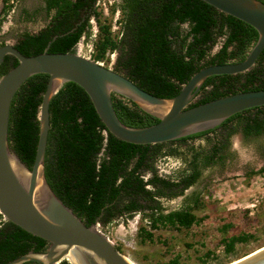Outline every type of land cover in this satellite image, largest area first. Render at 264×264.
Instances as JSON below:
<instances>
[{
  "label": "trees",
  "instance_id": "16d2710c",
  "mask_svg": "<svg viewBox=\"0 0 264 264\" xmlns=\"http://www.w3.org/2000/svg\"><path fill=\"white\" fill-rule=\"evenodd\" d=\"M44 1L50 18L37 32L20 35L15 46L22 54L40 53L48 43V52L75 53L81 37L91 34L89 20L94 17L97 34L90 59L104 61L107 67L108 55L115 51L112 69L160 97L177 94L203 66L242 60L257 38L250 25L202 0H118L110 8L109 17L95 7L97 0ZM219 39L221 45L211 53ZM12 58L7 55L0 64V76L12 67ZM13 59L14 66L17 60ZM47 79L46 74L28 77L10 104L8 143L29 168L38 137V107ZM252 89H264V49L248 70L208 77L189 106ZM111 100L116 115L127 125L146 126L158 121L122 96L113 93ZM237 131L244 139L255 140V149L264 157V106L242 110L213 128L175 140L125 142L106 130L84 90L74 82H65L49 101L44 174L54 193L86 225L97 220L106 227L141 213L152 229L159 225L187 229L199 220L192 211L198 204L197 192L186 198L189 204L168 212L161 207L160 199L183 194L207 170L224 166L231 137ZM196 138H203V143L194 144ZM166 156L178 158L182 168L163 177L155 165ZM260 172H264V165L248 175ZM139 231L144 239H152L145 226ZM246 239L244 234L224 238L225 251ZM47 245L44 239L4 220L0 214V264L28 251H43ZM161 264L179 262L174 258Z\"/></svg>",
  "mask_w": 264,
  "mask_h": 264
},
{
  "label": "water",
  "instance_id": "95a60500",
  "mask_svg": "<svg viewBox=\"0 0 264 264\" xmlns=\"http://www.w3.org/2000/svg\"><path fill=\"white\" fill-rule=\"evenodd\" d=\"M224 14L255 29L257 38L244 58L236 62L209 64L199 68L172 97L154 95L126 76L74 52L22 54L12 44L0 46L17 63L0 76V214L26 232L47 242L43 251H28L2 264H132L98 228L86 225L52 190L44 174V155L49 129V101L65 82H74L87 94L100 121L116 138L133 144H155L175 140L219 125L242 110L264 106V89L229 93L189 106L204 81L213 75L248 70L264 49V2L261 0H202ZM55 37V36H54ZM34 74L48 76L38 107V137L31 167L10 148L8 122L10 104L18 88ZM117 94L148 113L157 122L146 126L123 123L112 105ZM232 264H264V246Z\"/></svg>",
  "mask_w": 264,
  "mask_h": 264
},
{
  "label": "rangeland",
  "instance_id": "374dc122",
  "mask_svg": "<svg viewBox=\"0 0 264 264\" xmlns=\"http://www.w3.org/2000/svg\"><path fill=\"white\" fill-rule=\"evenodd\" d=\"M117 2L97 0L95 7L103 16L109 17L110 8ZM7 5L11 7L4 8ZM40 9L39 0H0V36L13 41L21 30L39 29L45 22L41 19ZM28 11L37 13L35 22H28L21 16ZM94 20L91 17L89 24H94ZM221 42L219 39L211 53ZM91 43L89 37H81L75 52L90 58ZM116 55L115 51L109 53L107 67H112ZM100 62L104 65V61ZM192 142L203 143V138ZM256 143L253 139H244L237 131L231 137L224 166L207 170L205 176L183 194L160 199L161 207L168 212L189 204L186 198L197 192L198 204L192 211L199 220L189 228L177 230L169 225H159L152 229L141 213L98 228L132 264H161L174 258L179 264H227L253 252L264 245V172L248 175L259 170L264 163L263 155L255 149ZM181 168L180 160L170 156L158 159L155 165L157 173L163 177L171 176ZM140 226L152 233L151 240L144 239ZM237 234L247 235V239L236 242L231 251H225L224 238Z\"/></svg>",
  "mask_w": 264,
  "mask_h": 264
},
{
  "label": "flooded vegetation",
  "instance_id": "af4514ba",
  "mask_svg": "<svg viewBox=\"0 0 264 264\" xmlns=\"http://www.w3.org/2000/svg\"><path fill=\"white\" fill-rule=\"evenodd\" d=\"M39 2H40V7H41V9L39 10V12H40V14H42L41 16L43 17V18H41V19H43V21H45L44 22V24H43V26L45 25V23L48 21V19L50 18V15H47V11H46V8H45V1L44 0H39ZM26 15V16H25ZM37 15V13L36 12H27V13H25L24 12V14H22L21 16H23L24 18H26V19H28V22H35L34 21V18H35V16ZM43 26H41V27H43ZM40 27V28H41ZM39 28V29H40ZM39 29H37V30H35V31H29V30H21V31H19L18 33H16L17 34V36L13 39V41H8V40H6V39H4L3 38V36H0V46L1 45H3V44H5V43H9V44H12L14 47H16L15 46V44H16V41H17V39L20 37V35L21 34H23L24 32H29V33H35V32H37ZM7 57V55H5L4 56V58H3V60L1 61V63H3L4 62V60H5V58ZM12 57V56H11ZM14 58V57H13ZM11 59V62H10V64L13 66V63H14V61H15V59ZM0 63V64H1ZM240 134L242 135V133L240 132ZM242 137H243V135H242ZM263 165H264V163H263ZM190 188V187H189ZM27 264H36V263H34V262H29V263H27Z\"/></svg>",
  "mask_w": 264,
  "mask_h": 264
},
{
  "label": "built area",
  "instance_id": "2783aa9c",
  "mask_svg": "<svg viewBox=\"0 0 264 264\" xmlns=\"http://www.w3.org/2000/svg\"><path fill=\"white\" fill-rule=\"evenodd\" d=\"M117 14L118 13H116V15L113 17V21H115V19L117 18ZM90 29H91V34L89 35V38L93 41L95 39V37H96V34H97V26H96L95 22H94V24H91V28ZM99 63H101V62H99Z\"/></svg>",
  "mask_w": 264,
  "mask_h": 264
},
{
  "label": "bare ground",
  "instance_id": "6f19581e",
  "mask_svg": "<svg viewBox=\"0 0 264 264\" xmlns=\"http://www.w3.org/2000/svg\"><path fill=\"white\" fill-rule=\"evenodd\" d=\"M264 246V245H263ZM263 246H261V247H259L258 249H256V250H254L253 252H257L258 250H261L262 248H263ZM250 254V253H249ZM248 255V254H247ZM246 256V255H245ZM244 256H242L241 258H243ZM237 260V259H236ZM236 260H233V261H231V262H229V263H227V264H232V263H235V262H237Z\"/></svg>",
  "mask_w": 264,
  "mask_h": 264
}]
</instances>
